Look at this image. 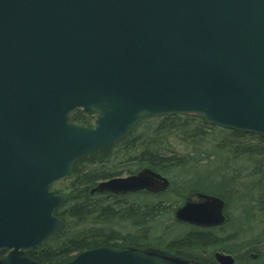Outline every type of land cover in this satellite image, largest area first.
Wrapping results in <instances>:
<instances>
[{"label": "water", "instance_id": "obj_1", "mask_svg": "<svg viewBox=\"0 0 264 264\" xmlns=\"http://www.w3.org/2000/svg\"><path fill=\"white\" fill-rule=\"evenodd\" d=\"M77 110L95 114V125L74 122ZM164 115L264 137V0H0V264H39L28 251L66 226L56 212L69 196L52 186L142 119ZM169 186L145 167L92 192ZM201 196L177 219L223 223V200ZM61 264L185 263L103 246Z\"/></svg>", "mask_w": 264, "mask_h": 264}, {"label": "trees", "instance_id": "obj_2", "mask_svg": "<svg viewBox=\"0 0 264 264\" xmlns=\"http://www.w3.org/2000/svg\"><path fill=\"white\" fill-rule=\"evenodd\" d=\"M72 117L78 124L94 125L95 116L81 110ZM204 161L209 164H202ZM144 167L171 175L177 185L172 191L179 200L167 203L171 189L157 195L146 191L127 195L91 193L100 181L132 174ZM197 168L201 171L189 173ZM181 169L186 171L185 177L178 173ZM58 184L60 187L56 184L54 188L69 195V201L57 211L66 227L39 249L28 251L39 264L65 263L84 250L102 246L144 249L151 244L150 247L159 249L170 237L179 243L184 225L175 219V211L198 191L223 197L228 207L236 206L244 212L250 207L247 220L239 216L231 223L233 241L241 238L239 226L247 225L240 234L246 241L235 242L231 251L237 256L235 264H262L260 259L250 258L252 252L259 251L260 238L251 234L250 239L247 232L249 228L254 233L258 222L264 220L262 136L212 126L200 115L151 116L141 120L115 146L78 160L72 175ZM161 196L168 199L157 200ZM161 216L166 218L165 222L157 227L155 221ZM190 240L204 242L202 238ZM246 245L249 247L244 252L238 251ZM6 253L0 250V260Z\"/></svg>", "mask_w": 264, "mask_h": 264}, {"label": "flooded vegetation", "instance_id": "obj_3", "mask_svg": "<svg viewBox=\"0 0 264 264\" xmlns=\"http://www.w3.org/2000/svg\"><path fill=\"white\" fill-rule=\"evenodd\" d=\"M201 193L206 194V192H195L192 194L194 196L190 195L191 197H187V201H205V199L199 197ZM224 213L226 220L221 224L201 226L188 222H180L184 225V230L179 238V243L170 240L163 243V248L155 249L150 247L151 244H148L144 249L152 250L167 257L178 258L185 264H220L217 257L218 253L232 255L237 262V256L231 251V247L229 246L233 240V235L231 234L233 231L229 232L231 230V222L227 216L226 206ZM191 238H202L204 242H192ZM226 244L228 245L225 246Z\"/></svg>", "mask_w": 264, "mask_h": 264}, {"label": "rangeland", "instance_id": "obj_4", "mask_svg": "<svg viewBox=\"0 0 264 264\" xmlns=\"http://www.w3.org/2000/svg\"><path fill=\"white\" fill-rule=\"evenodd\" d=\"M207 130H210L209 128H207ZM214 131V130H213ZM205 163H202V164H209L208 162H206V161H204ZM212 164H210V166H211ZM197 172V171H201V169H199V168H197V169H194V170H190L189 171V173L190 172ZM202 171L204 172V171H206V168H204V169H202ZM178 173H180L181 174V176H183V177H185V174H186V171L185 170H183L182 171V169L181 170H179L178 171ZM215 175H216V177H219V175L217 174V171L215 172ZM170 179H171V181H172V187H171V194L168 196V197H170L169 198V201H167V203L168 202H170V201H172V200H179V197H178V195H177V193L176 192H174L173 193V191L172 190H174V189H176V187H177V185H175L174 184V178L171 176V175H167ZM205 175L204 174H201V177H204ZM58 185V187H60V185L59 184H57ZM198 192H202V191H198ZM190 196V195H189ZM192 196H194V195H192ZM191 197V196H190ZM144 199V198H143ZM166 199H168L166 196L163 198V196H161L160 197V199H157V200H166ZM149 200V199H148ZM181 201V200H180ZM174 202V201H173ZM181 203V202H180ZM232 206V205H231ZM231 206H229L228 207V205H227V216H228V218L230 219V222L232 223V221H234L236 218H238L239 216H242L241 217V219L244 221L245 219L247 220L248 219V217L250 216V214H251V210H250V207H248L247 208V211L246 212H244L243 211V209L242 208H236V206H233V207H231ZM245 213V214H244ZM165 217H163V216H161V217H158V219L155 221V224L154 225H156L157 227L158 226H160V225H163V223L165 222ZM239 223H240V221H239ZM259 223V225L256 227V228H254V233H252V231H251V229H249L248 228V230H247V232L249 233V238L251 239V234H253V235H256L257 236V239H259L260 238V241L258 242V246H257V248H258V252H257V254L256 253H253L252 252V254H251V256H250V258L251 259H260V261H261V263L262 264H264V220H263V222L261 223V222H258ZM243 226V228H240V226H239V228H238V231H239V233H238V236H240L241 238H242V240H241V238H238V240H236V241H231V243H230V247L232 248V246L234 247V243L236 242L237 244L238 243H244V241H246V239H244L245 237L244 236H242V235H240L241 234V232H243L246 228H247V225H245V224H243L242 225ZM244 239V240H243ZM170 240H173V238H167V239H165L164 240V242H168V241H170ZM163 242V243H164ZM228 244H226L225 246H227ZM249 246L248 245H246L245 246V249H243V250H238L239 252H244L247 248H248ZM240 248V247H239ZM256 257V258H255Z\"/></svg>", "mask_w": 264, "mask_h": 264}]
</instances>
